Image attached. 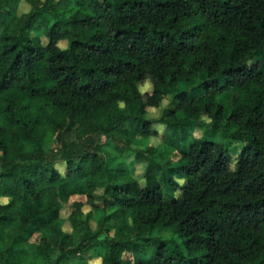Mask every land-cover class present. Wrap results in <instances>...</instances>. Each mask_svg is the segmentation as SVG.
<instances>
[{
    "label": "trees",
    "instance_id": "16d2710c",
    "mask_svg": "<svg viewBox=\"0 0 264 264\" xmlns=\"http://www.w3.org/2000/svg\"><path fill=\"white\" fill-rule=\"evenodd\" d=\"M18 1L0 0V264H264V0ZM201 116L220 142L188 138ZM154 123L178 157L133 178L112 151Z\"/></svg>",
    "mask_w": 264,
    "mask_h": 264
},
{
    "label": "rangeland",
    "instance_id": "374dc122",
    "mask_svg": "<svg viewBox=\"0 0 264 264\" xmlns=\"http://www.w3.org/2000/svg\"><path fill=\"white\" fill-rule=\"evenodd\" d=\"M31 6L32 5L30 4L29 0H19L15 8L14 16L17 18H21L25 16L31 10ZM51 13H52L51 11H48L46 14L40 13V17L41 16L46 17V18L48 17V21H50L52 19ZM39 40L42 45L46 43V40L44 37H40ZM59 45L60 47H62L63 43ZM203 77H204V73L199 72L195 76V79H194L195 83L201 84L202 83L201 79ZM181 85L182 84H178L175 90H179L183 88ZM138 90L140 93H148L150 90V86L147 83H142L141 85L138 86ZM169 100H170V96H165L158 108L146 109V114L144 117L147 119L158 118L161 110L165 108L166 106H169L168 105ZM217 101L221 103L222 105H224L225 107H227L228 102H229V97L227 95H221L217 97ZM201 120L203 122H199L194 128H192L188 138L191 139V138H198L200 136H204L205 138L214 140L216 142H220L221 138L219 137V135H216V133L212 132L215 130L209 129L210 123L206 122L203 116H201ZM152 127L155 130L156 136L150 137L145 140L140 139V138H134V140H131L129 138L127 140V144H125L126 142L125 139L117 141L115 146L119 150L120 149L122 150L118 152L112 151L114 155V162L119 163V164L122 163L127 169L129 175L133 178L139 179L138 176L141 174L142 167L144 165V162H143L144 156H148L152 161L160 165L167 161H169L170 163H173L178 157L177 149L171 144H169L165 138L164 139L161 138V135L164 129L163 126L157 123H154ZM223 142L225 143L226 141L223 139L222 143ZM240 146H241L240 143H227L226 145L227 154L231 156L232 158L236 157L238 155ZM48 147L52 148L53 146L51 144H48ZM110 148H113V147H110ZM146 149H150V151L146 153L145 152ZM136 156H139L141 158H136ZM56 167L59 171H62L61 168H58V167H62V165L57 164ZM83 200H84L83 197L73 196L70 198L69 201L70 202L71 201L83 202ZM5 202H6V199L0 198V204H4ZM29 204H30L29 201H25L24 206L28 208ZM81 212H82L81 219H84V217H89L88 225L89 227L93 229L96 220L100 217L101 214L99 212H95L93 213V217H92V215L89 214L88 207L86 206H83L81 208ZM58 226L60 227V230L62 232H69V228L66 224H62V225L59 224ZM53 234H54L53 230L51 231H49L48 229L46 230L47 236H51ZM40 238H41L40 234H34L32 237L29 238L28 242L37 243ZM83 256L87 264H100V258L98 256H95V257H87L85 255Z\"/></svg>",
    "mask_w": 264,
    "mask_h": 264
}]
</instances>
